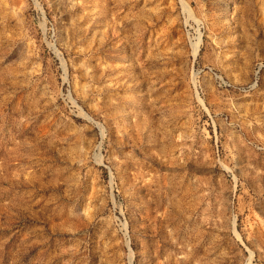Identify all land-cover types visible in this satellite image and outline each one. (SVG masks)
Segmentation results:
<instances>
[{
    "label": "rangeland",
    "instance_id": "1",
    "mask_svg": "<svg viewBox=\"0 0 264 264\" xmlns=\"http://www.w3.org/2000/svg\"><path fill=\"white\" fill-rule=\"evenodd\" d=\"M0 264H264V0H0Z\"/></svg>",
    "mask_w": 264,
    "mask_h": 264
},
{
    "label": "bare ground",
    "instance_id": "2",
    "mask_svg": "<svg viewBox=\"0 0 264 264\" xmlns=\"http://www.w3.org/2000/svg\"><path fill=\"white\" fill-rule=\"evenodd\" d=\"M196 50V49H195Z\"/></svg>",
    "mask_w": 264,
    "mask_h": 264
}]
</instances>
